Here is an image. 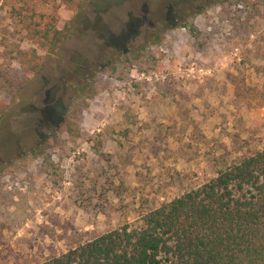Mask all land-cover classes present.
I'll list each match as a JSON object with an SVG mask.
<instances>
[{
	"label": "rangeland",
	"instance_id": "374dc122",
	"mask_svg": "<svg viewBox=\"0 0 264 264\" xmlns=\"http://www.w3.org/2000/svg\"><path fill=\"white\" fill-rule=\"evenodd\" d=\"M262 149L264 0H0V264L136 224Z\"/></svg>",
	"mask_w": 264,
	"mask_h": 264
},
{
	"label": "trees",
	"instance_id": "16d2710c",
	"mask_svg": "<svg viewBox=\"0 0 264 264\" xmlns=\"http://www.w3.org/2000/svg\"><path fill=\"white\" fill-rule=\"evenodd\" d=\"M40 264H264V149Z\"/></svg>",
	"mask_w": 264,
	"mask_h": 264
}]
</instances>
